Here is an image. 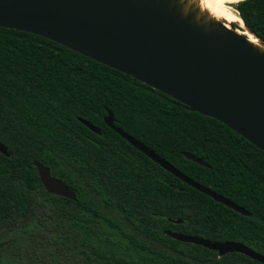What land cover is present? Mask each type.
<instances>
[{
    "label": "trees",
    "instance_id": "trees-1",
    "mask_svg": "<svg viewBox=\"0 0 264 264\" xmlns=\"http://www.w3.org/2000/svg\"><path fill=\"white\" fill-rule=\"evenodd\" d=\"M234 8L264 41V0H239ZM138 84L48 38L0 27V142L7 151L0 152V235L33 224L24 252L10 239L0 241V251L25 264H262L238 252L218 256L165 231L237 241L264 254V152L216 119ZM107 110L128 135L249 215L136 149L105 124ZM34 160L76 199L48 193Z\"/></svg>",
    "mask_w": 264,
    "mask_h": 264
},
{
    "label": "water",
    "instance_id": "water-1",
    "mask_svg": "<svg viewBox=\"0 0 264 264\" xmlns=\"http://www.w3.org/2000/svg\"><path fill=\"white\" fill-rule=\"evenodd\" d=\"M195 13L194 8L184 12L180 0H0V27L48 38L116 69L156 96L225 124L264 152V50L222 22H204ZM79 120L100 133L89 121ZM104 122L186 184L249 215L116 126L110 110ZM0 152L7 154L1 142ZM184 156L206 165L189 152ZM33 165L48 193L76 199L74 190L52 176L49 167L37 160ZM165 233L214 250L218 256L238 252L264 264V254L241 242Z\"/></svg>",
    "mask_w": 264,
    "mask_h": 264
},
{
    "label": "bare ground",
    "instance_id": "bare-ground-1",
    "mask_svg": "<svg viewBox=\"0 0 264 264\" xmlns=\"http://www.w3.org/2000/svg\"><path fill=\"white\" fill-rule=\"evenodd\" d=\"M239 0H180L183 11L191 8L196 11V17L207 21H220L228 28L247 37L254 46L264 50V43L259 40L243 23L237 11L228 4H235ZM234 23V26H233Z\"/></svg>",
    "mask_w": 264,
    "mask_h": 264
},
{
    "label": "rangeland",
    "instance_id": "rangeland-1",
    "mask_svg": "<svg viewBox=\"0 0 264 264\" xmlns=\"http://www.w3.org/2000/svg\"><path fill=\"white\" fill-rule=\"evenodd\" d=\"M228 5L231 6L232 8H234L235 4H228ZM233 25H234V23H233ZM89 198H91V200L93 201V204L95 203L96 205H98V207H100L101 211L105 215L113 217L115 220L118 221V223L123 222V219L120 216H118L115 212H113L112 210H109L107 208H104L102 206V204H100V202L98 201V199L95 195H89ZM110 221L112 223H114V221H112L111 219H110ZM126 229L128 230L127 227H126ZM32 230H33V224L25 225L24 227L17 226V227H15L9 231H6L4 234L0 235V241L2 242V241H6V240L10 239L14 243L17 244L16 246H20L22 248V251L24 252L26 245L29 242L28 236ZM104 249L105 250H109V249L111 250V248L109 246H105ZM0 264H25V263H23V260L19 257H15L14 255H9V253L6 251H0Z\"/></svg>",
    "mask_w": 264,
    "mask_h": 264
},
{
    "label": "flooded vegetation",
    "instance_id": "flooded-vegetation-1",
    "mask_svg": "<svg viewBox=\"0 0 264 264\" xmlns=\"http://www.w3.org/2000/svg\"><path fill=\"white\" fill-rule=\"evenodd\" d=\"M235 9V8H234ZM236 10V9H235Z\"/></svg>",
    "mask_w": 264,
    "mask_h": 264
}]
</instances>
